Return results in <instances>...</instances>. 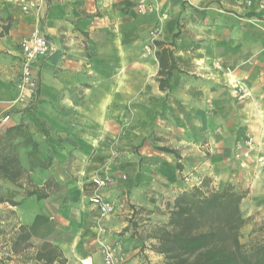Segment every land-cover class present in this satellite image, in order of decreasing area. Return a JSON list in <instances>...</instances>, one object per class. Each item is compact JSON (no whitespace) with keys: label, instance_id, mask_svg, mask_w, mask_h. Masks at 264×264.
Here are the masks:
<instances>
[{"label":"crops","instance_id":"1","mask_svg":"<svg viewBox=\"0 0 264 264\" xmlns=\"http://www.w3.org/2000/svg\"><path fill=\"white\" fill-rule=\"evenodd\" d=\"M32 1L36 6L24 12L14 0H0V138L21 124L50 165L26 170L18 182L34 188L48 180L69 198L51 215L43 205L52 197L48 189L45 199L0 203L19 215L17 226L37 213L54 218L50 241L66 264H83L86 256L102 264L101 243L115 248L117 264H160L150 234L166 221L176 195L204 177L232 175L233 163L264 157V59L246 63L251 42L264 41V0H146L163 12L158 34L151 33L155 13L140 15L139 0ZM187 7L198 12L185 15ZM236 25H245L243 46ZM35 29L52 50L33 66L38 97L27 110L15 100L16 82L20 43ZM240 83L250 94L243 99ZM247 134L255 146L236 159L235 145ZM23 139L13 144L28 169L31 145ZM105 174L114 181L100 193L116 208L101 220L89 182ZM0 185L22 198L24 188L10 180Z\"/></svg>","mask_w":264,"mask_h":264},{"label":"trees","instance_id":"2","mask_svg":"<svg viewBox=\"0 0 264 264\" xmlns=\"http://www.w3.org/2000/svg\"><path fill=\"white\" fill-rule=\"evenodd\" d=\"M191 10L198 12L194 8ZM181 26V18H178L173 37L178 36ZM167 73L169 75L170 70ZM31 107L29 105L27 110ZM20 134H23V142L31 145L28 169L21 167L15 153L13 141ZM7 152L10 155L7 156ZM49 165L50 161L37 156V145L26 135L21 124L10 127L0 138V181L10 180L17 188H22L23 184L18 182L21 176L35 167L46 169ZM177 166L180 167V164ZM50 185L51 182L47 180L42 187H23L19 200L13 199L18 191L0 185V202L18 205L33 195L38 200L45 199L49 195L46 191ZM244 196V192L236 190L230 183H225L221 188L211 185L208 177L178 193L166 221L157 225L150 234L155 239L152 249L163 256L162 264H264V241L245 245L239 239L240 229L247 222L240 208ZM53 228L49 216L37 213L30 224L20 226L13 247L28 242L43 230L51 231ZM34 258L43 264L66 261L62 250L47 239L42 240Z\"/></svg>","mask_w":264,"mask_h":264},{"label":"rangeland","instance_id":"3","mask_svg":"<svg viewBox=\"0 0 264 264\" xmlns=\"http://www.w3.org/2000/svg\"><path fill=\"white\" fill-rule=\"evenodd\" d=\"M149 4L153 6L152 11L144 12V13L138 11V9L137 11L140 15L155 13L158 22L151 30V33L158 34L160 32L159 21H161L160 18L163 16V12L159 10L157 6L154 7V4L152 2ZM187 8L189 12L184 13L185 15L191 13L193 14L197 13L195 11H192L190 7ZM205 26H211V25L207 24ZM241 26H245V25H241ZM241 26L238 28V26L236 25L235 35L237 36L236 43H241V45L243 46V44L248 39H244V37L242 36L243 34L241 35L240 33L242 32ZM251 28L252 30L255 29L258 30L259 26L252 24ZM204 30L207 31L210 29L207 27L204 28ZM258 35L259 34H256L255 36ZM246 45H248L246 46V48L249 47V44ZM250 45L253 52H252V56L251 57L249 56L248 60H246L247 61L246 63H249L250 60H251L250 62H254L255 60L259 61L260 58L264 59V41H260L256 39L255 41L251 42ZM145 46L147 45L145 44ZM216 66L219 68L222 67L220 62H216ZM255 133H257V138L259 139L260 136L257 130H255ZM231 169H232V175L231 174L227 175L224 172L221 173V177L218 176L208 177L211 181V185L221 188L223 186L222 183L226 182L232 184L236 190L245 193L244 198L241 200L240 208L243 216L247 219V222L240 229L239 239L245 245H250L252 243L264 241V163L259 161L258 163H241V165L233 163ZM89 183L91 184V182ZM23 187L30 189L32 185L29 182H26L23 185ZM47 189L51 191L50 193L52 194V197L44 201L43 205L46 208L45 212H48L51 215V212H56L61 204L67 202L69 197L67 196V194H65V189L61 185H55L51 183L50 187H48ZM29 205L30 204H28V207ZM96 215L101 220L105 219V218H100L98 211H96ZM19 222H20L19 215L14 212H11V210H9V208L5 203H0V264H43L42 261H38L34 258L35 252L40 247L43 239L51 240V238L55 235V233H57V228L54 218L52 219V225L54 227L53 230L51 231L43 230L39 234L32 236L28 242L20 243L16 246V248H14L13 241L17 236V234L19 233L20 226L22 225L20 224L19 226H17ZM98 250L100 251V246L98 247ZM101 259H102V254H101ZM162 263H163V256L160 264ZM54 264H66V262L64 263L55 262Z\"/></svg>","mask_w":264,"mask_h":264},{"label":"built area","instance_id":"4","mask_svg":"<svg viewBox=\"0 0 264 264\" xmlns=\"http://www.w3.org/2000/svg\"><path fill=\"white\" fill-rule=\"evenodd\" d=\"M24 12H29L36 6L32 0H14ZM138 11L144 13L153 10V6L146 0H139L137 3ZM52 50V44L44 33L35 29L30 35L23 38L20 43V74L16 82L17 95L16 102L26 107L34 103L38 97V79L33 66L37 60L47 56ZM237 97L239 99L249 94L248 89L243 83L236 87ZM255 146L253 135L247 134L242 141L235 145L234 156L236 158L247 157ZM258 161L264 163V157H258ZM93 194L90 201L95 205L100 218L111 215L116 208V203L110 199L104 198L100 190L114 181L111 175L105 174L91 178ZM102 254V264H117L115 259V248L109 244H100ZM83 264H94L91 256L82 259Z\"/></svg>","mask_w":264,"mask_h":264}]
</instances>
